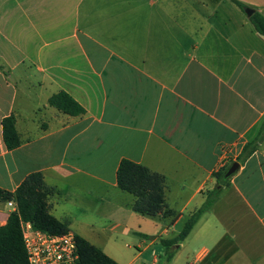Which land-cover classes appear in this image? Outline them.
Instances as JSON below:
<instances>
[{"label": "crops", "instance_id": "crops-1", "mask_svg": "<svg viewBox=\"0 0 264 264\" xmlns=\"http://www.w3.org/2000/svg\"><path fill=\"white\" fill-rule=\"evenodd\" d=\"M234 1L264 16V0H0V189L39 172L71 234L118 264L125 249L138 250L133 264L155 248L159 264L161 240L237 162L168 264H264V36ZM60 91L85 114L49 107ZM122 160L164 177L175 220L132 210L116 185ZM11 211L0 201V227Z\"/></svg>", "mask_w": 264, "mask_h": 264}, {"label": "trees", "instance_id": "trees-1", "mask_svg": "<svg viewBox=\"0 0 264 264\" xmlns=\"http://www.w3.org/2000/svg\"><path fill=\"white\" fill-rule=\"evenodd\" d=\"M234 3L240 9H245L242 4L236 1ZM249 20L254 30L264 36V16L255 13ZM47 105L72 117L85 114L78 103L61 91L52 95ZM1 127L6 149L11 151L18 148L21 141L15 129V117L10 115L3 118ZM259 141L260 135L244 148L237 161L243 162L247 159L255 151ZM226 168L213 174L216 187L206 195L201 207L187 219L179 234L173 239L161 240L167 262L172 260L179 245L187 238L200 217L212 207L221 186L227 181L223 180ZM116 185L119 190L134 198L131 208L135 213L155 219L172 217V220H175L177 217L166 204L165 179L162 175L153 173L139 164L122 160L116 171ZM51 194L52 190L45 186L43 176L39 172L29 174L14 192L0 189V201L13 202L16 206V210L9 214L6 224L0 227V264H29L22 239L21 222H28L34 229L52 235L69 233L67 226L56 220L49 212L48 199ZM74 238L79 264H118L81 237L74 236Z\"/></svg>", "mask_w": 264, "mask_h": 264}, {"label": "built area", "instance_id": "built-area-1", "mask_svg": "<svg viewBox=\"0 0 264 264\" xmlns=\"http://www.w3.org/2000/svg\"><path fill=\"white\" fill-rule=\"evenodd\" d=\"M14 212L16 206L7 202ZM21 232L29 264H79L74 235H52L36 230L28 222H21Z\"/></svg>", "mask_w": 264, "mask_h": 264}, {"label": "rangeland", "instance_id": "rangeland-1", "mask_svg": "<svg viewBox=\"0 0 264 264\" xmlns=\"http://www.w3.org/2000/svg\"><path fill=\"white\" fill-rule=\"evenodd\" d=\"M262 133H264V131H262ZM262 136H264V134H262ZM193 244L196 245L197 243L194 242ZM152 251H155V248L149 249L146 253L143 254V257L139 258L137 261H134L133 264H151V261L153 258ZM123 253L125 254V259L123 260L122 263L128 264L132 260L134 255H136L138 253V250L135 248H132L130 250L125 249L123 251ZM159 255H160L159 264H168L169 263V262H167V258L165 257V255L163 253L158 252L157 256H159ZM175 255H176V253L174 254V256ZM181 260L182 259L179 257L176 258L177 262L178 261L181 262Z\"/></svg>", "mask_w": 264, "mask_h": 264}, {"label": "water", "instance_id": "water-1", "mask_svg": "<svg viewBox=\"0 0 264 264\" xmlns=\"http://www.w3.org/2000/svg\"><path fill=\"white\" fill-rule=\"evenodd\" d=\"M244 12L248 18L253 14V10L247 8L244 10ZM238 168L239 164L237 162H233L231 165H229L223 174V180H228L231 178L237 172Z\"/></svg>", "mask_w": 264, "mask_h": 264}]
</instances>
